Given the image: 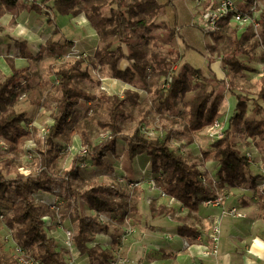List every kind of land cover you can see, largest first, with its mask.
I'll list each match as a JSON object with an SVG mask.
<instances>
[{"label":"trees","instance_id":"16d2710c","mask_svg":"<svg viewBox=\"0 0 264 264\" xmlns=\"http://www.w3.org/2000/svg\"><path fill=\"white\" fill-rule=\"evenodd\" d=\"M257 0H245L241 6L246 11ZM264 3V0H260ZM163 9L158 0H0V19L6 12L18 14L22 10L36 12L54 21L57 16L77 17L85 14L99 36V47L94 59L88 58L91 65L97 67L108 64L111 76L134 87L146 81L150 70L158 79L167 77L174 67L180 64V57L169 55L162 56L155 52L150 53V59L145 57L140 43L151 44L154 41L151 35L154 28H164L167 31L168 42L180 38L186 51H197L207 60L208 66L214 59L222 58L225 66L230 67L236 74L248 70V66L240 58L248 55L249 49L243 42L256 38L255 44H264V10L261 13L258 35L252 29H247L240 36L235 30L231 37L226 32H220L221 24H231V15L226 17L213 35L214 41L205 45L208 55L192 47L180 31L172 29L165 22L156 23L157 17ZM109 12V15H105ZM1 31V30H0ZM237 35V36H236ZM230 40V53L221 49L220 42ZM137 41L138 45L134 42ZM74 42L67 45L73 46ZM117 44L116 52L112 51ZM24 53L27 52L26 41L20 42ZM57 44H51L46 49L54 52ZM146 51V50H145ZM175 54L179 55L176 51ZM145 57V58H144ZM11 74L0 81V142L6 144L7 155L0 154V204H6L12 197L7 212L0 221L11 231L13 241L24 248L30 255L42 264H67L65 252L60 251L53 238H48L42 218L46 215L57 216L54 211L45 205L36 204L32 194L38 190L51 191L54 184L63 185L70 201L64 202L58 215L62 219H69L77 224V232L73 237L74 245L89 257L88 264H107L111 258L108 249L100 246L89 247L94 241V236L108 226L102 223L97 216L82 214L81 201L96 214L109 213L120 216V220L131 216V210H136L135 205L129 206L128 202L118 200V191L115 186L105 183H90L85 189L78 190L73 180L80 178V165L92 162L97 167L110 166L105 157L108 152H114L117 141L126 143V161L132 170L135 159L141 155L150 156V168L158 173L162 170L163 180H158L160 188L171 198L180 202L190 212H197L199 206L209 198H217L216 188H243L254 179L251 177L252 161L242 154L235 142L237 134L251 138L257 146L264 141V118L248 120L247 94L235 95L237 99L236 112L231 117L228 127L221 139L211 144L205 153L206 159H211L219 164L218 180L216 182L202 173L196 164L188 162L184 153L171 147L174 139L173 130L165 128L161 137H150L139 122L130 134L124 133L121 122L128 116V104H139L138 92L127 90L123 97L109 95L102 92L95 95L87 92L77 85L79 81H93L88 67L87 59H76L67 66L60 67L55 75L59 79L58 91L61 95L56 99V106L52 112L53 124L44 136V144L35 152L39 155L32 156L31 161L38 160L36 173L29 172L27 168L18 166L14 156L22 153V148L29 140L37 139V130L26 131L22 123L28 121L25 111L17 110V102L22 93L21 81H30L26 69L17 68L12 59H9ZM126 63L125 69L122 64ZM201 68L184 64L179 72H175L172 83L164 92L158 93L157 113L165 116L171 122L177 123L173 117L180 118L184 123V137L188 143L193 141L194 135L204 131L215 121L222 119L220 111L224 95L220 94L222 88H231V81L217 77L208 79L203 76ZM194 78L199 81L195 82ZM191 95V96H188ZM258 99L264 101V79ZM103 101L107 109V119L99 120L101 129L109 132L98 144H93L85 130L80 133L84 143L89 146L85 155H77L69 170L58 171V162L63 155V144L69 142V137L77 135V129L70 128V122L78 113V107L83 103ZM182 103V111L178 110ZM254 111L264 114V107L258 102L254 103ZM72 136V137H73ZM171 142V143H170ZM112 169V166H110ZM22 171V172H20ZM131 172V171H130ZM261 210H264V191L261 193ZM172 209L161 205L155 211V216L168 214ZM179 234L194 236L197 234L192 227L179 226ZM114 243L121 244L120 236L114 238ZM0 264H16L15 260L6 257L0 252Z\"/></svg>","mask_w":264,"mask_h":264},{"label":"rangeland","instance_id":"374dc122","mask_svg":"<svg viewBox=\"0 0 264 264\" xmlns=\"http://www.w3.org/2000/svg\"><path fill=\"white\" fill-rule=\"evenodd\" d=\"M208 3V0H202V3L200 4L201 7L199 6L195 8L194 5L183 2L185 8L187 9V12L183 15L178 16V14H176L175 12L170 13L167 10H162L161 13L153 19L156 23H161L163 22L161 20L167 19L169 22L167 24L171 27L173 26L172 29L175 30H177L176 27L180 28L181 30L183 28L188 29L187 33L189 40L187 42L190 45L195 46L203 54L208 55L207 51L205 50V45L207 43L215 42L214 37L212 35L209 38L208 35L204 33L199 26V17ZM254 5H256V2H254L251 6ZM258 10H261V18V13L264 9H261L260 7V9ZM28 15L29 14L26 13L27 19H29ZM105 15H109V12H106ZM9 16L11 15L9 14ZM82 16H85V14H81L77 17ZM58 17L59 16H57L54 21H49V19L47 18L46 21L43 22V28H47V30H50L51 33L53 32V35L48 39V42L46 41V43H44V46L41 49H39L38 47L35 50V56H33L32 54L30 55V53H24V51H22V48L18 46L16 48L21 52L22 56L18 57L17 59H12L14 65L17 68L26 69V73L31 78L28 82L21 81L23 89L17 102V110L25 111L27 113L28 121H24L22 123L24 125V130H26L25 126L28 125L30 128V130L28 131L37 130V134L40 131L41 133H44L45 130L47 131L53 123L52 112L56 106V99L61 95V93L58 91L57 83H55L54 80V78L56 77V71L60 67L67 66L69 63L75 60L70 56L72 46H69L67 44L69 42H75V40H81L85 38V36H87V33L89 32H96L86 16V25H81L80 23L75 22V19L73 18L76 17L66 16V19L62 21H60ZM10 18L11 21L5 28H3V31H0V81L4 80L11 74V69L9 67V58L11 57L8 56L11 51L7 48V46L10 44L9 46L11 47V44L14 43V41L16 42L17 39H24V37L29 38L28 34L34 32L36 33L38 30L35 29V25H39L38 22H34L29 27L32 19L30 20V22H23L22 25L25 27L26 31L24 33H21L23 27H21V24L16 21V17L12 16ZM232 23L235 22L232 21L231 24ZM231 24H226L225 22L222 23L220 32L224 31L231 37L235 36L233 34L235 29ZM55 27L57 29L54 31ZM17 29L20 32L18 33L19 35L17 34ZM151 35L154 38V41H152L151 44L147 42L140 43L142 51L148 60L151 58L150 53L152 52H155L156 54L162 56H167L169 55L168 52L173 51L171 53L172 57L176 58L179 56L180 58H182V54L185 53L186 48L180 38H176L171 43L168 42L167 31L164 28H154ZM255 42L256 38H251L248 41L243 42V45L249 49V52L248 55L242 56L240 59L247 64L249 68L248 70L243 71L240 74H236L232 70H230V67L223 64L222 70L224 72V77L225 75L228 76V79L232 82L231 87L233 88L230 89L229 87H226L224 88V91L223 89L221 90V92L224 93V100L220 107V111L223 114V117L221 120H219V123L224 129L225 127H227L224 124V119L228 117V114H232V112L235 110L234 108L236 106V100L235 98L230 97L231 95L234 96V94H247L248 98L250 99L248 101V120L264 118V114L259 115L254 111L255 102H258L259 104L264 106V101L258 99V95L262 88L264 79V44L257 46ZM51 44H57L54 52L46 49V47L50 46ZM134 44L138 45V42L135 41ZM219 44L222 50L228 51V53H230V40L227 39L221 41ZM116 49L117 44L113 46L112 51L116 52ZM176 51L179 55L175 54ZM91 59L93 60L94 57H92ZM91 59H87L85 67H88L94 79L93 81L77 82V85L79 87L97 96L102 92H108L123 97L124 93L127 90L135 92L139 91L140 93L138 101L139 104L127 105L129 112L128 116L123 120V122H121L122 130L124 133H132L139 122H143L142 127L144 131L149 133L148 136L150 137H161L165 134L166 127L171 128L174 134V139L171 142L176 141L175 143H178L175 144L170 142L171 147L181 152L183 151L182 153H184V155L186 151H190L193 146H196L195 144L193 145V143L192 145H188L189 143L184 137V123L180 118L173 117L172 119L177 121V123H174L173 121L171 122L165 116L160 115L156 111L158 103V93L162 88L160 83L165 77L158 79L156 76H153L151 71L149 70L147 73L146 81H144L143 84L139 82L138 86L134 87L130 84L126 85L125 82L113 78L111 76V70L108 64L105 63L94 67L93 65H91ZM186 61L196 66L197 68H202L206 65L204 56L197 51L187 52L186 56L184 57V63ZM184 63L181 60L180 64L174 67L173 70L175 69V72H179ZM125 64L126 63L122 64V68ZM141 90H144L145 92H142ZM229 97L231 99H229ZM182 108V103H180L178 106V110L182 111ZM105 119H107V109L103 101L83 103L78 107V113L71 120L70 128L77 129L79 133L74 136L72 135L73 137L70 136L69 142L65 141V144L61 143L63 144L64 150L63 155L58 162V171L69 170L72 166L73 159L77 155H80L79 153L81 147L87 145L84 143L83 137L80 133L81 130H85V132L90 135L93 144H98L101 139L109 133L101 129L98 124L99 120ZM221 127H219V130H221ZM213 130L217 131L218 129L214 128V126L211 125L204 131L200 132L203 134V141L205 142L203 143V147L201 146L202 144L198 143V148L196 147V149H194L197 156H193L195 159L204 160L206 162L212 161L211 159H206V152L211 147V144L216 141L213 138ZM200 133H197L196 135H199ZM196 135H194L193 139ZM37 138H39L40 140L41 137L39 136V134ZM198 139L201 140L200 137H198ZM31 141H33L36 146H34L32 142L27 141L22 148V153L14 156V159L18 166H23L21 170H23L24 172H26V170L23 168H27L29 172L36 173L38 170V160L36 159L33 160V162H30L31 156L28 155V153L36 152L42 145L39 144V141L37 139H33ZM185 141L187 143H185ZM235 142L237 147H239L240 149L244 146L245 149H241L243 150L242 153H245L246 150H250V148L254 144L252 140L250 141V139L245 138L240 134L236 135ZM6 147L7 146L5 142L1 141L0 154L4 158L7 155ZM126 148V143L124 141H117L116 150L114 152H108L107 156L105 157L106 162L110 166H112V169H110V166L100 168L95 165H90V167L87 168L80 167V178L73 180V184L78 190L85 189L92 182L113 185L118 191V200H124L128 202L129 206L135 205L136 210H131V216L126 217V219H123L122 221H119L120 216H114L109 213L96 214L87 207V204L84 201H81L80 206L82 214L87 216H97L102 223H105L108 226L107 231H100L94 236L95 241H105V244L108 245V247L105 248H109L108 251L111 253V258H114V254L118 250V256L124 258V264H131V260L129 262L130 258L128 256V251L125 248L127 246L129 247V245L134 246V240L132 236L129 237V239H127L125 242L122 241L121 244L114 243V238L121 236L125 227L129 225L141 226L143 227V229H146L144 228V226H150V214L157 211L159 207L158 204H161V202H164L165 200V202H169L168 204L170 205L171 202H175L176 199L169 197L159 186L158 180H163L164 178L162 170H160L158 173L153 172L150 168V162L149 164H147V166L140 168L137 159H135L133 163L132 170L128 167V162L126 161ZM258 148L260 151V155L255 152L252 159L255 155L258 154L263 166V175L259 177L262 178L260 179L259 186L261 190L262 188H264L261 183L264 180V141L261 143V145L258 146ZM35 156H37L38 159L40 158L38 154H35ZM187 160L188 162L192 163L190 156L187 157ZM121 164L123 169H120ZM151 173H153L154 175ZM255 181H257L256 178L253 179V182ZM154 187L156 189H154ZM51 190L59 191V193L56 194L59 196L58 202L61 203V201H63L66 203L67 201L71 200L63 185L54 184ZM216 190L219 191L220 194L228 191L219 187H217ZM160 192L166 194V197H163ZM259 192L261 195L262 190ZM155 194H158L159 197L157 198V195ZM217 197L223 199L222 195H218ZM259 198L260 197H258L257 202L258 205L260 204L261 206V199ZM9 200L12 201L11 196L9 197ZM9 200L6 204H0V214L7 212L10 205ZM243 215L245 216V214ZM53 217H55V215ZM57 217L59 218V220H57L58 223H61L62 227L71 230V232L75 235V233L77 232V224L73 223L71 221V218L64 220L61 218V216ZM213 227L214 224L212 228ZM11 234V231L3 224V222L0 221V250H2L3 255L6 257L9 256L10 244L8 241V237H11ZM105 235H108L109 239L105 238ZM64 252L66 253V251ZM162 253L163 252H159L156 254V256H161Z\"/></svg>","mask_w":264,"mask_h":264},{"label":"crops","instance_id":"0c3cea01","mask_svg":"<svg viewBox=\"0 0 264 264\" xmlns=\"http://www.w3.org/2000/svg\"><path fill=\"white\" fill-rule=\"evenodd\" d=\"M238 1L240 2L238 4L239 5L238 8L242 9L241 6L243 5L245 0H238ZM159 2L160 4L163 5L162 10H167L170 13L175 12L176 14H178V16L183 15L184 13L187 12V9L185 8L183 2L190 3L194 5L195 8L200 6V4L198 3V0H160ZM26 13L29 14L28 15L29 19H27ZM9 14L11 16H9ZM12 16L16 17V21L21 24V27H23L21 33H24L26 31L25 27L22 25L23 22L27 23V22H30V20L32 19V21L29 24V27L34 22H38L39 25L38 26L35 25V29L38 30L36 33L34 32L31 34H28L29 38L24 37V39H19V40L16 38L17 41L16 42L14 41V43L11 44V47L9 46L10 44L7 46V48L10 49L11 51L10 54H8V56L11 57L9 59H13V58L17 59L18 57L22 56L21 52L16 48L18 46L21 47L20 41L21 42L26 41L28 54L30 53V55L32 54L33 56H35L36 55L35 50L38 47L39 49H41L44 46V43H46V41L48 42V39L51 38L53 35L52 34L53 32L51 33L50 30H47V28H43V25H44L43 22L46 21L48 17H46L43 14H38L33 11L29 12L27 10H22L18 14L6 12L0 19V30L1 31H3L4 30L3 28H5L7 24L11 21L10 17ZM65 17L66 16H59L58 19L62 21L66 19ZM73 19H75V22L80 23L81 25L82 24L86 25L87 21H85L86 19L85 16L76 17ZM161 21L165 23H169L167 19L161 20ZM231 25L237 31L238 36H240L243 32H245V31L239 30L235 23H232ZM56 27L54 28V31L57 29ZM176 28H177V31L181 30L178 27ZM187 30L188 29L183 28L180 31L181 34L185 37L186 41L189 40ZM18 33L20 32L17 29V34ZM75 44H78L83 50L84 49L93 50L94 48L98 49L99 44H100L99 36L95 31H92V32L87 33V36H85V38L81 40L80 39L75 40L72 48L75 46ZM191 46L196 48L193 45ZM187 52H190V51H185V53L182 54V58H180L183 63H184V57L186 56ZM205 62H206V65L202 67L201 69L204 71L203 74H207L210 76V79H213V77H217V79L222 80L227 76L225 75L224 77V72L222 70L223 62L220 58L214 59V61L210 64V67L208 66L209 64L206 58H205ZM184 64H189L190 66L197 68L196 66L192 65L188 61H186ZM57 79H58L57 77L54 78L55 83ZM126 85L128 84L126 83ZM222 89L224 91V88ZM230 89H233V88L231 87ZM141 91L145 92L144 90H141ZM107 94L117 95V94H111L108 92ZM138 94L140 96L139 91H138ZM220 94L223 95L224 93L221 92ZM230 97L235 98L236 106H237L236 97L232 95ZM230 97L229 99H231ZM236 106L232 114H228V117L224 119L225 120L224 124L227 127H228L229 120L236 112ZM256 120H260V118H257ZM227 127H225V129ZM198 137H200L201 140L198 139ZM248 139H250V141L252 140L251 138H248ZM203 140L204 138H203L202 133H200L199 135H196L193 141L188 144V145H192L193 143V145L195 144L196 146H193L190 151H186L185 156L187 157L190 156L192 163L196 164L202 173L206 174L207 176H210L213 179V181L216 182L218 180V168H219L218 162L214 160L206 162L204 160H198L194 158L196 156V152L194 151V149H196V147L198 148V143L202 144L201 146L203 147L204 146L203 143L205 142ZM175 142H172V143H175ZM185 143L187 142L185 141ZM175 144H178V143H175ZM237 148L238 150H240L241 153L243 151L241 149H245L244 146L241 149L239 147ZM255 150H256V153L260 155L259 148L254 142L250 150H246V152L245 153L243 152L242 154H246L247 152L255 151ZM257 155L254 156L253 161H252L253 162L252 167H251V177L256 178L257 181L253 182L252 180L250 181L249 184H247L243 188H223L224 190H228L227 192L223 194H220V192L216 190L217 196L218 195L223 196L221 206L219 207L205 206L202 203L199 206V210L197 212H190L187 208H184L183 205L176 200L175 202H171L170 205L168 204L169 202L167 203L164 200V202H161V204H158V205L159 206L164 205L167 208H171L172 211L171 213L169 212L170 214H163L160 216H155L154 213H151L150 222H149L150 226L149 227L144 226V228L146 229H143V227L141 226L129 225L130 227L134 229V233L131 235L134 240L133 242L134 246L129 245V247L127 246L125 248L128 251V256L130 258V259L128 258L129 262L131 260L130 262L131 264H140V262L141 264H192L193 262L192 256L196 252V248H193L191 250H186L183 246V238H186V237L195 238L201 235V237H203L202 239L203 242L209 243L208 236H209V233L211 232L213 221L216 217H218L220 218L219 255L204 259L202 261V264H264V210L262 211L260 209V204L258 205V202H257L258 197H260L259 191L261 190L262 192L264 191V188L260 190V187H259L260 179H262L259 177L263 175L262 174L263 166L260 161V156L259 155L257 156ZM136 159L138 161V165L140 166V168L147 166V164H149L150 162V156L147 154L141 155L137 157ZM261 183H262V186H264V180ZM52 195L53 196H50L51 200L57 199V201H59L58 195H55V194H52ZM155 195H157V198L159 197L158 194H155ZM259 199H261V202H262V198L260 197ZM63 204L64 202L61 201L60 210L62 209ZM41 205H44V204H41ZM231 209H235L239 214H245V217L230 215L229 210ZM64 220H67V219H64ZM183 225L194 228L197 234L194 236H190V237L180 235L178 228L179 226H183ZM60 229L57 230L58 233L59 231H61ZM104 237L108 238L109 236L105 235ZM8 241L10 244L8 257L15 260L12 256L14 245H15V242L13 241L12 236L8 237ZM98 242L100 243V241ZM55 243H57V241H55ZM101 243L102 244L100 245L103 246V247L100 246L101 248L109 249V248H105V247H108V245L105 244V241H102ZM58 246L60 245L58 244ZM89 247H92L91 244L89 245ZM0 252H2V250H0ZM159 252H163L162 255L156 256V254ZM82 254L84 256L83 258L79 260V264H88L89 263L88 255L86 253H82ZM118 255H119V251L117 250L114 254V258H109L107 260V264H109V260H116L117 262L116 264H124L125 263L124 258H121Z\"/></svg>","mask_w":264,"mask_h":264},{"label":"built area","instance_id":"2783aa9c","mask_svg":"<svg viewBox=\"0 0 264 264\" xmlns=\"http://www.w3.org/2000/svg\"><path fill=\"white\" fill-rule=\"evenodd\" d=\"M30 0H24L25 3H28ZM207 6L204 8V10L201 12V15L199 17V26L202 29L204 33H206L209 37L210 34L214 33L219 29V25L223 22V20L231 15V22L234 21L238 29L241 31H246L247 29H252L256 35H258L259 30V22H260V9H264V4L262 1L258 0L256 1V5L251 6L248 10L243 11L242 9L238 8V4L240 3L238 0H208ZM198 3L201 4L202 0H198ZM245 3V1H244ZM243 3V4H244ZM97 48H94L93 50H83L78 44H75V46L71 49L70 56L77 59H88L92 58L94 53L96 52ZM124 67L122 69H125L126 65H123ZM175 74V69L171 71L169 76L165 77L161 81V89L164 92H167L169 89L173 76ZM205 78H210L209 75L203 74ZM195 82H198V78H194ZM56 83H59V79L56 80ZM23 125V124H22ZM30 125V124H29ZM214 128H217L218 130H213V138L215 140H219L224 135V128L221 127V124L219 121L215 122L213 124ZM24 127V125H23ZM219 127H221V130H219ZM26 131L30 130L29 126H25ZM49 129V128H48ZM213 129V127H212ZM45 132L47 133L48 130ZM41 133V131L38 133L40 138L39 144H44V136L46 133ZM33 143V141L29 140ZM34 146H36L35 143H33ZM30 149V148H29ZM89 146L85 145L82 146L80 149L81 155H85L89 151ZM183 152V151H182ZM255 151L247 152L245 155L248 157L250 161H253L252 157L254 155ZM28 155L35 156V152L31 153L29 152ZM92 165L91 162H85L80 165L81 168H87ZM120 169L122 168V164L120 165ZM23 171V170H22ZM154 189H156L154 187ZM59 191H36L32 194L34 202L36 204H44L48 206L51 210H53L57 216L58 212H60L61 203L57 201V199H50V196H53L52 194H57ZM163 197H166V194L163 192H160ZM222 199L220 197L217 198H209L203 202L205 206H214L219 207L221 206ZM229 214L232 216H244L243 214H239L235 209L229 210ZM53 217L46 215L42 218L44 222V228L48 235V238H53L55 241H57L56 246L59 248L60 251L64 250L66 251V261L67 264H79V260L83 258V254L81 251L76 249L73 237L74 234L71 232V230H68L67 228H64L61 226V223H58L57 220H59L58 217ZM3 215H0V218H2ZM245 217V216H244ZM214 227L211 229V232L209 233V243L203 242V237L201 235L195 237V238H183V246L186 250H191L193 248H196V252L193 254V262L192 264H202V261L206 258H210L212 256H218L219 255V234H220V218L216 217L213 221ZM61 228V229H60ZM58 229L61 230V233H58ZM134 233V229L132 227H126L123 231V234L120 236V240L126 241L132 234ZM61 236H60V235ZM58 244L60 246H58ZM92 247L95 246H101V242L93 241L89 243ZM64 247V248H61ZM103 247V246H101ZM13 258L15 259L17 264H42L40 261L34 259L30 253H28L24 248L17 245L15 243L14 250H13ZM116 260H109V264H116Z\"/></svg>","mask_w":264,"mask_h":264}]
</instances>
